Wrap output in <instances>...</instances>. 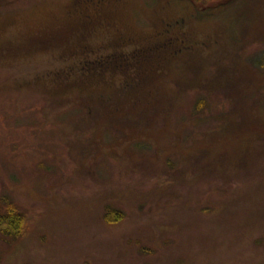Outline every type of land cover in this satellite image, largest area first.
Instances as JSON below:
<instances>
[{"label":"rangeland","instance_id":"obj_1","mask_svg":"<svg viewBox=\"0 0 264 264\" xmlns=\"http://www.w3.org/2000/svg\"><path fill=\"white\" fill-rule=\"evenodd\" d=\"M0 264H264V0H0Z\"/></svg>","mask_w":264,"mask_h":264},{"label":"trees","instance_id":"obj_2","mask_svg":"<svg viewBox=\"0 0 264 264\" xmlns=\"http://www.w3.org/2000/svg\"><path fill=\"white\" fill-rule=\"evenodd\" d=\"M25 215L12 203L0 205V234L17 238L24 231Z\"/></svg>","mask_w":264,"mask_h":264}]
</instances>
